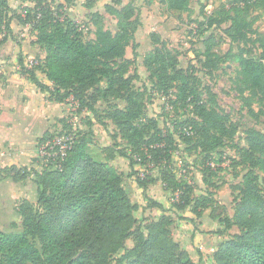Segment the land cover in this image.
<instances>
[{
    "label": "trees",
    "instance_id": "trees-1",
    "mask_svg": "<svg viewBox=\"0 0 264 264\" xmlns=\"http://www.w3.org/2000/svg\"><path fill=\"white\" fill-rule=\"evenodd\" d=\"M31 1L32 6L20 7L18 12L9 0H0V44L12 33L14 19L29 24L45 57L38 56L37 64L29 67L21 55V72L49 100H73L78 112L94 113L99 101L107 102V117L117 127L116 138L124 140L125 145L106 147L99 161L88 152L96 136L92 124L82 135L73 131L55 134V128L39 139V146L62 135L69 144L65 154H54L59 145L53 149L47 146L51 154L38 157L40 167L5 168L3 171L17 180L31 178L36 199L19 202L20 230L0 229V264H197L173 235V214L146 191L160 181L170 193L168 201L173 210L190 211L191 215L185 217L189 222L202 218L209 209L215 219L214 193H195L197 186L178 175L174 152L180 141L190 146L186 149L189 152L199 150L205 171L212 176L216 152L234 140L237 125L227 114L201 100L196 67H182L180 53L156 32L150 35L153 49L143 57L150 74L146 90L165 98L177 116L166 128L149 114L146 93L134 87L140 74L131 72L139 56L136 33L141 26L134 0L126 5L123 0L105 3V10L118 20L115 30L105 28L103 15L94 10L98 0H85L83 7L93 19V36L89 39L65 11L76 0ZM162 1L171 11L185 12L192 0ZM260 10H264V0H237L223 18L207 15L197 27L198 31L207 30L230 22L226 31L231 38L261 49L259 56L248 48L240 57L241 90L257 96L262 105L258 113L252 111L256 118L264 116V35L255 27L258 17L250 16ZM213 42L211 34L204 40L203 57L198 60L209 71L219 69L224 60L213 51ZM129 47L132 58L127 57ZM116 99L124 105L119 106ZM189 111L193 117L185 118ZM260 123L264 126V119ZM236 147L240 155L237 164H245L246 172L239 194L234 196V214L217 217L221 226L217 233L225 235L234 227L239 232L217 245L211 264H264V131L248 128L244 142ZM119 157L128 159L132 172L126 176L134 178L143 190L146 205L133 202L125 185L126 176L113 164ZM203 180L210 184L208 179ZM141 207L163 209L165 213L139 220ZM129 239L134 241L131 248L126 245Z\"/></svg>",
    "mask_w": 264,
    "mask_h": 264
},
{
    "label": "rangeland",
    "instance_id": "rangeland-1",
    "mask_svg": "<svg viewBox=\"0 0 264 264\" xmlns=\"http://www.w3.org/2000/svg\"><path fill=\"white\" fill-rule=\"evenodd\" d=\"M108 1L109 0H98L97 7L94 10H102L103 13L105 12V14H107L105 3ZM236 1L237 0H192L190 8L192 13L185 15L186 18L184 17L182 21H176L173 20V17H169L166 21L171 23V28L168 29V35L171 36L172 40L168 39V42L173 49L180 53L179 58L181 60V66L184 68H188L189 65L196 67L195 74L200 80L198 87L201 100L205 102L209 108L215 107L221 113L227 114L230 120L238 127V132L234 140L228 141L222 149L218 150L220 152H216L217 154L214 153L216 154L217 162H215L216 168L213 169L212 176L205 171L202 155L199 150L189 152L186 149L190 146L180 141L178 149L174 152V164L178 175L197 186L196 194L212 191L216 199V203L214 204L215 219L210 217L211 210L209 209L206 210L202 218H198L194 222H189V219L185 217L191 215L190 211H174L171 203L168 201L170 193L167 192L165 194L167 198L165 201L170 205L168 206L170 207L169 210L175 217L173 235L179 240L183 248L190 253L197 264H211V254L216 249L217 245L223 239L229 238L239 232L238 228L234 227L228 230L225 235H219L217 230L221 226L217 217L225 214H234V196L239 194L242 185V177L246 172L245 164H237V162L240 161V155L237 151L236 144L244 142L246 131L250 127H256L264 131V126L260 123V120L262 121L264 116L260 115L259 118H256L252 114V111L256 113L260 111L262 107L260 100L250 92L241 90L242 86L239 75L241 55H246L247 49L253 48L254 54L259 56L261 54V49L254 43L246 44L243 41L231 38L230 34L226 31L230 26V22H225L207 30H200L199 28L198 31L197 29L199 23L203 21L204 17L207 15L223 18L225 13L236 4ZM141 2L143 6L151 8L150 6L154 5L155 8L159 9L161 12L168 13V9L162 0H134V3L138 5H140ZM82 7L81 3H77L76 6L69 9V12L81 27H83L85 36L89 39L93 36V19L87 11H84L85 8ZM251 17H258L255 27L264 35V10L254 11L250 18ZM106 20L109 28L115 26V22L108 14ZM151 22L154 23L152 20ZM163 24H165V21H163ZM196 30L197 33L194 34ZM199 33L201 34L200 36L198 35ZM211 34L214 35L213 51L220 54L224 59L219 69L213 71L204 69L198 61L203 57L202 52L205 50L204 40ZM145 35L146 34L141 32L139 37L144 47L147 48L150 43V36L146 37ZM252 37L254 39L256 36L253 35ZM131 51L132 48L130 50V55L133 56V52ZM37 54L39 56V52ZM139 55L140 56L136 58V63L131 69L132 73L137 70L140 74L139 78L134 81V87L139 90H144L149 114L157 117L161 125L168 128L169 125H172V121H174L177 114L171 109L165 98L159 94H148L146 85L150 83V74L143 65V56H141V53H139ZM33 60L35 64H37V59ZM116 103L119 106L124 105V101L119 99H116ZM67 104H69V108L65 110V117L63 118L65 122H61L56 126V131H54L55 134L60 131H73L78 135H82V133L89 130L92 124L96 136L90 142L88 152L99 161L104 158V149L106 147L115 143L123 146L125 145L124 140L116 138L118 133L117 127L107 117V102L99 101L94 113L89 111L78 112L77 103L73 100L68 101ZM187 117H193V114L189 111L185 114V118ZM46 145L47 144H43L39 146V156L46 153L44 149ZM220 153H222V157H220ZM219 158L222 159V162L218 160ZM39 160L37 167H40ZM114 164L118 166V171L122 172L125 176L132 172L129 161L126 158L119 157ZM136 167L139 168L138 166ZM204 178L208 179L210 184H208L207 180L204 182ZM133 180L134 178L126 176L125 185L135 192L133 198L136 199V201H142L143 199V201L147 203L143 193L135 191L138 186L135 188L134 183L131 182ZM159 188L161 189V186ZM159 188H156V191L163 196V191ZM161 195L160 197H162ZM30 197L32 200L36 199L35 191ZM146 208L147 207H141L137 212L139 220L145 217L154 219L163 213V209L162 212H160L157 210L158 208L150 211H147ZM20 220L19 218H15L13 222H11L5 219V225L2 223L1 226L3 230L12 228L20 230ZM126 245L129 248L133 247V239L127 240ZM198 251H201L202 254L200 255Z\"/></svg>",
    "mask_w": 264,
    "mask_h": 264
},
{
    "label": "crops",
    "instance_id": "crops-1",
    "mask_svg": "<svg viewBox=\"0 0 264 264\" xmlns=\"http://www.w3.org/2000/svg\"><path fill=\"white\" fill-rule=\"evenodd\" d=\"M9 1L10 6L18 10V12H20V7L33 5L31 0ZM58 1L62 2L63 0ZM84 1L76 0L74 5L66 6V13L71 16L69 9L76 6L77 3H81L83 6ZM128 2L129 0H123V5ZM134 6L136 15L139 16L141 22V26L136 33V40L139 43L138 52L143 57L148 51L153 49V44L150 37V43L145 48L139 37L141 32L146 34V37H149L152 32H156L163 40H172L171 36L168 35L171 23L166 21L169 17H173V20L176 21H182L184 17L186 18L185 15L192 13L190 9L187 12H177L168 9V13H163L156 9L154 5H151V8L143 6L142 2L140 5L134 3ZM84 11L86 12L85 9ZM99 12L103 15L105 28L115 30L117 18L106 11L115 22V26L109 28L106 20L107 14L103 13L102 10ZM87 13L89 14V12ZM163 21H165V24H163ZM11 28L12 33L8 36V39L0 44V229L2 230L1 224L5 225V219L11 222L15 218L20 219L17 212L19 202L24 198H31L30 195H33L34 191L36 195V186L31 178L17 180L9 172L3 170L11 166L37 167L40 148L39 139L47 131L55 130L56 126L60 124V119L65 117V110L69 108L67 103H57L49 100L47 94L41 91L21 72V64L19 63L21 55L25 56V60L28 62L32 59L36 60L38 52L39 58L43 59L45 52L36 43L37 38L29 24H22L19 20L14 19ZM130 50L131 47L127 49L128 58L133 57L130 55ZM40 77L45 80L42 74H40ZM131 182L134 183L136 188V181L133 180ZM160 186L161 189L159 188ZM156 188L163 191V196L156 191ZM128 190L133 202L146 205L143 199L142 201H136L133 198L135 192L129 188ZM135 191L143 193V190L139 188H136ZM146 193L152 199L163 203L164 208L170 209L168 207L170 205L165 201L167 199L165 196L167 191L164 190L160 181L150 185ZM152 209L157 208H147V211ZM157 210L162 212L161 209ZM163 213H165V210H163Z\"/></svg>",
    "mask_w": 264,
    "mask_h": 264
},
{
    "label": "built area",
    "instance_id": "built-area-1",
    "mask_svg": "<svg viewBox=\"0 0 264 264\" xmlns=\"http://www.w3.org/2000/svg\"><path fill=\"white\" fill-rule=\"evenodd\" d=\"M29 63V67H31L32 65L35 64V61L32 59L30 61H28ZM68 138H66L65 136H57L53 139V141L51 142H48L46 143L47 145L44 147V149L46 150V153L42 154V155H50L51 153H49L50 151L46 148L47 146L50 148V149H53L55 145H59L60 148H59V151H56L54 152V154H57L58 152H61V154H65V150L68 148L69 144H68Z\"/></svg>",
    "mask_w": 264,
    "mask_h": 264
}]
</instances>
